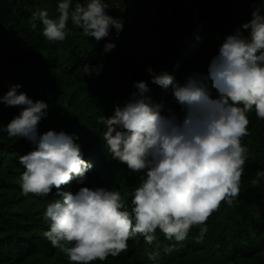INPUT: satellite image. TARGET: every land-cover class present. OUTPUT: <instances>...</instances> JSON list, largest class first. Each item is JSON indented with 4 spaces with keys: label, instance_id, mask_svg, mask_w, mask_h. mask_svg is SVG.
Returning <instances> with one entry per match:
<instances>
[{
    "label": "clouds",
    "instance_id": "1",
    "mask_svg": "<svg viewBox=\"0 0 264 264\" xmlns=\"http://www.w3.org/2000/svg\"><path fill=\"white\" fill-rule=\"evenodd\" d=\"M251 2V18L226 35L207 73L193 72L181 83L167 71L147 68L153 84L171 88L182 116L154 103L149 83L138 81L123 105L118 103L111 116L99 118L112 159L133 173H143L139 186L129 194L130 210L118 190L84 186L75 194L65 192L73 178L85 184L93 168L76 142L79 137L55 130L41 135L39 124L49 105L20 91L21 85H9L0 95V103L21 109L4 131L35 145L20 157L25 169L20 177L22 192L47 196L55 190L59 199L48 203L43 213L49 225L44 237L71 264L117 257L137 235L149 245L155 243L157 250L148 260L160 264L157 229L166 240L175 241L163 246L164 254L175 251L193 227L199 228L195 242L203 243L210 216L222 203L232 206L239 196L249 152L242 143L249 135L247 114L254 110L264 120V0ZM108 9L105 0H57V16L37 8L32 19L42 23L50 42H64L71 34V22L99 43L113 29L117 36L124 30V21ZM115 47L109 42L103 51L110 53ZM100 73L99 66L85 64V76Z\"/></svg>",
    "mask_w": 264,
    "mask_h": 264
},
{
    "label": "trees",
    "instance_id": "2",
    "mask_svg": "<svg viewBox=\"0 0 264 264\" xmlns=\"http://www.w3.org/2000/svg\"><path fill=\"white\" fill-rule=\"evenodd\" d=\"M105 2L108 13L124 21V30L117 36L113 29L97 43L71 22V34L64 42L44 37L42 23L33 21L32 14L47 8L50 17L57 16V0H0V95L9 85H21L20 91L49 105L39 124L41 135L55 130L79 137L76 142L93 168L85 184L73 178L65 192L75 194L84 186L118 190L130 210L129 194L139 186L143 173H133L112 159L99 118L111 116L118 103L123 105L138 81L149 83L154 103L182 116L171 88L153 84L147 68L167 71L181 83L193 72L207 73L226 35L247 22L253 9L251 0ZM109 42L116 47L105 53ZM85 64L99 66L100 75L85 76ZM209 88L215 97L210 81ZM20 110L0 103V264H71L44 237L49 225L43 213L48 203L59 199L55 190L47 196L22 192L20 177L25 169L20 157L35 145L4 131ZM247 115L249 135L242 143L249 152L239 196L232 206L222 203L210 216L203 243L195 242L199 228L193 227L175 251L164 254L163 246L175 241L166 240L157 229L160 264H264V175H258L264 172V120L254 110ZM156 250L155 243L149 245L137 235L128 241L127 251L92 264H150L148 255Z\"/></svg>",
    "mask_w": 264,
    "mask_h": 264
}]
</instances>
